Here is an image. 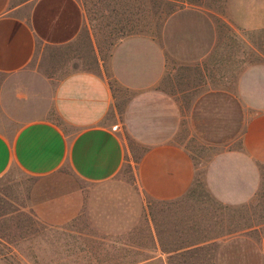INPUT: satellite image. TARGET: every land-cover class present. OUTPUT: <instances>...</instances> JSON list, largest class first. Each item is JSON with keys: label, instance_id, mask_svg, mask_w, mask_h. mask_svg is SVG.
Wrapping results in <instances>:
<instances>
[{"label": "crops", "instance_id": "0c3cea01", "mask_svg": "<svg viewBox=\"0 0 264 264\" xmlns=\"http://www.w3.org/2000/svg\"><path fill=\"white\" fill-rule=\"evenodd\" d=\"M101 1L106 13L112 9L124 15L120 26L126 33L121 32L118 39L116 33L111 35L115 28L110 32L106 28L104 35L92 28L88 12L97 7L90 0H0V76L6 77L0 83V179L12 171L34 178L29 209L38 224L60 228L75 222L85 205L81 181L109 182L125 166L127 145L121 133L125 124L140 139L168 136L147 142L135 167V180L146 198L176 201L192 190L197 177L190 151L172 139L181 119L180 106L232 102L241 104L247 115L241 149L212 161L207 184L224 205L253 202L264 166V63L247 61L225 74L224 58L231 54L224 53L222 29L228 20L210 5L180 0L185 7L164 13L161 31L149 35L137 31L144 0H111V6L109 0ZM234 5L244 30L264 27V2L257 6L255 1L243 0ZM85 28L99 58L95 69L73 71L51 88L41 77L25 83L34 77L27 68L39 46L67 45ZM165 81L168 84L163 86ZM120 90L133 94L124 122L115 107ZM147 230L154 234L152 251H158L155 228L150 225ZM123 245L133 251L136 247ZM205 246L221 250L218 257H205L208 263L258 264V259L264 260V221L247 223L168 254ZM120 249L118 259H122ZM141 253H134L132 259ZM0 264L8 263L0 258Z\"/></svg>", "mask_w": 264, "mask_h": 264}, {"label": "rangeland", "instance_id": "374dc122", "mask_svg": "<svg viewBox=\"0 0 264 264\" xmlns=\"http://www.w3.org/2000/svg\"><path fill=\"white\" fill-rule=\"evenodd\" d=\"M90 1L97 7L88 12L92 28H97L103 35L107 32L106 28L108 32L115 28L111 34L116 33L115 39L120 37L121 32L122 35L126 33L120 26V18L125 19L121 10L114 12L110 9L106 13L105 8L100 7L102 3L99 5V0ZM179 1L144 0L142 21L138 10L137 31L157 34L161 31L164 13L174 7H185ZM241 1L184 0L202 6L210 5L228 20L223 21L222 29L224 53L231 54L224 58L225 74L246 65L247 61L250 64L264 63V27L246 31L244 26L238 24L234 2ZM252 1L257 6L264 2ZM108 5L111 6V0ZM116 21L119 23L114 26ZM228 22L232 23V27ZM227 43L231 46H225ZM98 62L90 31L85 28L77 40L67 45L39 46L27 68V73L34 77L30 76L31 80L25 83L31 84L41 77L49 81L51 88L64 75L78 69H95ZM5 78L0 76L1 84ZM177 83L180 86L183 84L182 81ZM166 84L168 81L162 85ZM27 90L24 92L30 93ZM132 97L130 91H119L115 107L122 122ZM225 102L228 101L225 99ZM180 108L177 135L172 139L190 151L197 166L195 184L185 197L171 202H158L142 195L135 180L137 161L147 149V142L169 138L158 136L140 139L132 136L123 124L121 133L127 145V162L121 173L109 182L81 181L85 205L83 214L75 222L60 228L38 224L29 209V191L34 178L12 171L0 179V258L8 264H98L99 260L109 259L113 254L117 257L120 248L126 247L123 244H127L145 250L148 255L153 252L152 259L139 264H212L205 257H218L221 253L218 247L205 246L201 250L197 247L171 254L168 251L231 232L247 223L263 222L264 166L261 167V186L255 200L244 205L228 206L219 202L211 193L206 179L208 168L218 155L241 149L239 132L247 121L243 106L229 102L217 106L187 104ZM161 123L164 124V121ZM150 225L155 228L160 240L161 249L155 252L152 251L154 234L147 230ZM104 252L108 256H104ZM200 256L204 257L198 261ZM263 262L258 259V264Z\"/></svg>", "mask_w": 264, "mask_h": 264}, {"label": "trees", "instance_id": "16d2710c", "mask_svg": "<svg viewBox=\"0 0 264 264\" xmlns=\"http://www.w3.org/2000/svg\"><path fill=\"white\" fill-rule=\"evenodd\" d=\"M264 54V53H263ZM245 131V127L243 128L242 131H240L239 133H241V140H242V136L244 134ZM238 133V134H239ZM240 135V134H239ZM145 152V151H144ZM143 155V154H142ZM192 155V154H191ZM142 157V156H141ZM141 157L138 159L137 163L140 161ZM193 157V156H192ZM135 247V246H134ZM139 247H135L134 251H139L142 252L140 255L141 257H138L136 259H132V255H134V253L136 254V252H134L132 249H125L122 248V259H118L117 257H115V255L113 254V256L109 259H105V260H100L98 261V264H131L133 262H136L138 260H147L150 258V254L148 255L147 252L145 250L141 251V249L139 250ZM115 258H117L119 261H117Z\"/></svg>", "mask_w": 264, "mask_h": 264}]
</instances>
